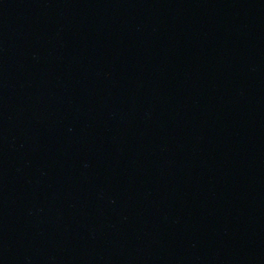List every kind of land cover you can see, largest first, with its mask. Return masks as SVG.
<instances>
[{
    "label": "water",
    "instance_id": "water-1",
    "mask_svg": "<svg viewBox=\"0 0 264 264\" xmlns=\"http://www.w3.org/2000/svg\"><path fill=\"white\" fill-rule=\"evenodd\" d=\"M0 264H264V0H0Z\"/></svg>",
    "mask_w": 264,
    "mask_h": 264
}]
</instances>
